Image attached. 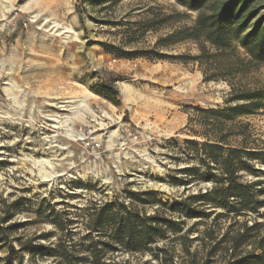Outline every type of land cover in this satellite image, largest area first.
I'll return each mask as SVG.
<instances>
[{"label": "rangeland", "instance_id": "obj_1", "mask_svg": "<svg viewBox=\"0 0 264 264\" xmlns=\"http://www.w3.org/2000/svg\"><path fill=\"white\" fill-rule=\"evenodd\" d=\"M198 13L178 0H0V223L13 227L0 238V264H66L21 251L28 241L62 243L88 259L89 217L107 202L178 221L158 204L132 205L127 193L153 192L176 205L210 191L214 183L201 175L219 176L221 165L206 155L208 139L264 149V109L233 120L214 114L264 89V66L237 41L225 51L203 40L174 43ZM106 45L132 54L116 56ZM252 165L262 173L238 176L261 183L264 200V166ZM217 213L185 221L181 234L144 253L120 251L106 262L224 264L226 242L243 223L258 220L264 231V207L237 219Z\"/></svg>", "mask_w": 264, "mask_h": 264}, {"label": "trees", "instance_id": "obj_2", "mask_svg": "<svg viewBox=\"0 0 264 264\" xmlns=\"http://www.w3.org/2000/svg\"><path fill=\"white\" fill-rule=\"evenodd\" d=\"M178 2L187 9L199 13L195 27L178 32L174 43L188 39L203 40L217 50L225 51L232 48L233 42L237 41L252 64L264 66V0H178ZM165 21L166 19L162 18L159 23ZM106 46L108 52L119 57H128L132 54L126 53L119 47ZM134 54L144 56L154 54L157 59L169 58L152 52H134ZM170 58L186 59L185 56ZM111 89L113 96H117L118 91L112 87ZM106 98L111 96L106 95ZM237 100L242 103L227 112L217 111L214 114L226 120L254 115L264 109V89L241 93ZM207 141L211 142L209 139ZM209 143L204 147L206 155L221 165L219 176L214 175L211 169H207L201 175L203 181L214 183L210 191L189 196L176 205L162 203L155 198L153 192L127 193L132 200V205L158 204L166 208L171 215L177 216L178 221L162 217L160 211L148 216L132 207H127L124 203L107 202L90 214L88 221L90 241L87 246L90 257L88 259L73 257L62 243L54 249L28 241L21 244V251L40 258L60 257L66 264H80L83 261H90L91 264H124L111 259L106 262V258L120 251L130 254L144 253L158 242L167 240L169 234H181L187 220L208 218L218 210L222 212L217 213V216L236 219L258 214L264 207V200L261 199L262 191L258 189L261 183H243L238 174L241 171L252 175L261 174V171L255 170L252 162L264 166V149H226L224 145L228 144H225L224 140L218 142L221 144L219 146ZM214 147L218 150L216 155ZM186 172L192 173L194 170L189 169ZM185 184L187 183L183 182V185ZM2 224L0 223V238L4 236V232L13 228L4 229ZM262 227L263 224L258 220H255L252 225L245 222L230 235L225 247L229 255L224 264H264ZM94 233H97V240ZM249 246L252 247V251H241ZM11 251H15L14 247H11ZM160 252L167 253L166 249H161ZM162 261L165 264H173L171 259L162 258Z\"/></svg>", "mask_w": 264, "mask_h": 264}, {"label": "bare ground", "instance_id": "obj_3", "mask_svg": "<svg viewBox=\"0 0 264 264\" xmlns=\"http://www.w3.org/2000/svg\"><path fill=\"white\" fill-rule=\"evenodd\" d=\"M65 30V29H64Z\"/></svg>", "mask_w": 264, "mask_h": 264}]
</instances>
